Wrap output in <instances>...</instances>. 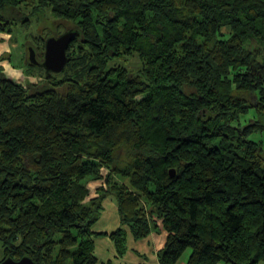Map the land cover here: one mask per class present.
Wrapping results in <instances>:
<instances>
[{
  "label": "trees",
  "instance_id": "16d2710c",
  "mask_svg": "<svg viewBox=\"0 0 264 264\" xmlns=\"http://www.w3.org/2000/svg\"><path fill=\"white\" fill-rule=\"evenodd\" d=\"M46 12L80 36L45 86L0 66L3 260L122 257L94 232L111 196L135 240L162 220L159 264H264V0H0V32Z\"/></svg>",
  "mask_w": 264,
  "mask_h": 264
},
{
  "label": "rangeland",
  "instance_id": "374dc122",
  "mask_svg": "<svg viewBox=\"0 0 264 264\" xmlns=\"http://www.w3.org/2000/svg\"><path fill=\"white\" fill-rule=\"evenodd\" d=\"M32 19L33 20L30 23V26L28 27L19 26L13 31V33L0 32V66L4 69L5 74L9 78L22 84L26 88L34 89L37 88L38 86L47 85V79L45 77L46 72L44 69L40 68L37 65L35 66L30 65L31 61H30L29 50L30 49L34 50L36 61L39 64H42L44 61V53H45L43 51L45 48V42L43 43V41H46L52 37H56V34L59 35L64 34L68 30V28H70V24L68 23L66 24L64 23V21L56 22L55 19L52 18L51 13L49 12H46L44 17L33 16ZM121 64L127 66L130 70L134 72L138 71L141 68V61L137 56L129 58L127 61H121ZM251 118L257 119V116L254 114V116ZM249 123H250V119L248 118H243L241 121L242 125H247ZM250 139L262 144V149L264 153V131L259 132L258 134L252 136ZM103 174L106 176L107 171L104 170ZM104 185H105L104 182H97L94 185V188L99 186L101 188ZM97 191L98 190H96L95 193L93 191V194L90 196V199L93 197L94 198L98 197ZM109 199L112 201L114 205L117 204L115 198L110 196L103 202V206L105 205V210L107 212H113L115 206L108 201ZM101 217H103V212ZM100 221L95 225V231H97L98 233L104 232L103 230H101V227L104 226V223H101L102 221L101 222ZM155 221L156 223H152L151 234L149 235V237L151 236L150 238L152 237L154 238L153 240V243L155 244L154 261L157 264L158 254L165 247L168 236H167V232L164 230L162 220H157V218H155ZM119 229H124L127 232V237H126L127 250L123 254V256L120 257L116 249L117 256H114L113 259L116 257V260L119 261V264H135L133 260L129 258L131 253H134V251H130L132 250L131 248H128V236H129L130 228L123 225L121 221V225L113 232H116ZM100 239L101 238H97V240ZM111 242H113V240H111ZM149 244H151V242ZM111 255H112L111 250H106V253L101 256V260L105 262L106 259L107 260L110 259ZM190 255H191V250H188L184 254L183 258L180 260L179 264L187 263ZM142 257L144 258V262L146 264H150L153 261L152 256L150 254L146 256L143 255ZM3 259L4 256L2 252V245L0 243V263L4 261Z\"/></svg>",
  "mask_w": 264,
  "mask_h": 264
},
{
  "label": "crops",
  "instance_id": "0c3cea01",
  "mask_svg": "<svg viewBox=\"0 0 264 264\" xmlns=\"http://www.w3.org/2000/svg\"><path fill=\"white\" fill-rule=\"evenodd\" d=\"M95 184L96 183L94 184L91 183L90 185V190L92 191V193L93 191L95 193V191L100 188V186L94 188ZM108 201L112 203L110 199ZM114 206L115 208L113 212H107L105 210V205H104L103 217H101L102 219L100 218L102 222L101 221L100 222L104 223V226L101 227V230H103L105 233L111 234L113 233L114 230H116L121 225L120 214H119L117 204H115ZM94 232H97L95 231V226H94ZM104 232H101V233H104ZM150 237L144 240L135 241L134 236L132 235L131 230H130L129 236H128V248H131L132 250L130 251H134V253H131L129 258L132 259L135 264H146L142 256L143 255L146 256L148 254H150L153 259V261L150 264H156L154 261V250H155V246H154L155 244L153 243L154 238L153 237L150 238ZM150 242L151 244H149ZM106 250H111L112 255L110 259L108 260L106 259V261L103 262L101 260V256L106 253ZM116 254H117L116 246L114 242H111V240L108 237L101 238L100 240L96 239V256L99 259V263L105 264L109 260H112L114 261V264H119V261L116 260V257L113 259L114 256H117ZM120 261H121V258H120Z\"/></svg>",
  "mask_w": 264,
  "mask_h": 264
},
{
  "label": "water",
  "instance_id": "95a60500",
  "mask_svg": "<svg viewBox=\"0 0 264 264\" xmlns=\"http://www.w3.org/2000/svg\"><path fill=\"white\" fill-rule=\"evenodd\" d=\"M80 36L76 30L66 31L58 37H52L45 42L44 61L39 64L35 59V52L33 49L29 50L31 66H39L43 68L48 77L59 75L64 72L69 64L68 51L71 44ZM171 176H175V172H171ZM0 264H36L31 258L24 257L19 261L8 258Z\"/></svg>",
  "mask_w": 264,
  "mask_h": 264
}]
</instances>
